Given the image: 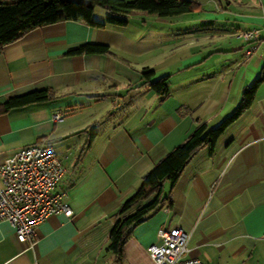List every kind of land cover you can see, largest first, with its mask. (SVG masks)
Returning <instances> with one entry per match:
<instances>
[{
	"label": "crops",
	"instance_id": "0c3cea01",
	"mask_svg": "<svg viewBox=\"0 0 264 264\" xmlns=\"http://www.w3.org/2000/svg\"><path fill=\"white\" fill-rule=\"evenodd\" d=\"M189 1L198 6L194 12L172 18L135 12L125 26L107 23L108 12L95 8L94 19L104 27L59 21L4 46L0 105L35 90L48 89L53 99L0 113V163L24 147L51 142L66 167L57 190L73 213L42 222L33 248L1 221L0 264H89L145 174L198 125L213 127L232 113L257 80L252 106L214 151L200 148L175 183L164 182L163 202L132 231L123 262L155 264L148 247L159 243L157 231L181 227L189 235L187 257L264 264V35L230 53L194 50L213 38L220 43L240 30L260 29L264 0ZM224 18L227 30L219 27ZM162 37L169 43L157 50ZM86 43L107 45L110 52L67 53ZM173 57L185 70L178 79L166 65ZM145 68L155 70L154 80L169 77L166 97L141 86ZM56 113L62 121L54 120Z\"/></svg>",
	"mask_w": 264,
	"mask_h": 264
},
{
	"label": "trees",
	"instance_id": "16d2710c",
	"mask_svg": "<svg viewBox=\"0 0 264 264\" xmlns=\"http://www.w3.org/2000/svg\"><path fill=\"white\" fill-rule=\"evenodd\" d=\"M101 7L108 12L106 22L118 26L128 23L127 16L145 12L161 18H172L194 12L198 6L189 0H0V53L4 46L20 39L28 31L66 20H82L90 26L104 27L94 19V10ZM110 47L104 44L86 43L70 49L69 55L104 54ZM156 72L145 68L142 71V85L148 86L161 97L169 93V77L155 79ZM259 80L244 90L241 102L232 113L217 125H198L187 139L169 152L142 179L136 193L122 205L119 218L109 233L108 246L118 262H123L125 245L132 231L144 223L150 212L157 209L164 200L165 181L175 183L192 156L202 147L213 152L223 133L234 124L256 97ZM53 99L48 90H35L24 95L9 97L0 105V113L36 102ZM153 199L147 201L150 197Z\"/></svg>",
	"mask_w": 264,
	"mask_h": 264
},
{
	"label": "built area",
	"instance_id": "2783aa9c",
	"mask_svg": "<svg viewBox=\"0 0 264 264\" xmlns=\"http://www.w3.org/2000/svg\"><path fill=\"white\" fill-rule=\"evenodd\" d=\"M260 35L258 28L238 34L245 42L254 41ZM53 118L63 120L60 113ZM65 173L66 167L51 142L24 147L0 163V222H8L17 239L28 248L35 247L37 228L50 216H72L65 194L57 190ZM157 236L159 243L148 247L155 264H204L198 258L187 257L189 235L181 227L160 228Z\"/></svg>",
	"mask_w": 264,
	"mask_h": 264
},
{
	"label": "rangeland",
	"instance_id": "374dc122",
	"mask_svg": "<svg viewBox=\"0 0 264 264\" xmlns=\"http://www.w3.org/2000/svg\"><path fill=\"white\" fill-rule=\"evenodd\" d=\"M221 1L224 2L223 0H221ZM96 8H100L101 9V7H96ZM261 11H260V13H261ZM141 13H142V11L137 12V14H141ZM144 14H146V13H144ZM226 18H227V16H226ZM226 18H224V20H222L221 23H220V25H219V27H220L221 30H223V29L227 30L228 27H230L229 26L230 24H229L228 21H226ZM138 19H139V15L137 17V20ZM147 28H145V31H147ZM260 29H261V34L263 33V35H264V25H262V27L260 26ZM241 31H243V30L238 31L235 35H233V37H231L230 39L229 38L228 39H224L220 43H219V40H216V39L213 38L208 43H206L204 45V48L199 47V48H194V50L200 49V50H204L205 52H208L210 50H216V49L221 48L222 50H225V52H229L230 53V52H232V47L234 45H241L243 43L244 44L246 43L241 37L238 36V34ZM159 33L160 32L158 31V34ZM257 40H259V38L256 39V40H254V41H251V42H256ZM159 43H160V45L158 44L159 47H158L157 50H160L164 46L163 45L164 43L166 44L165 46H167L168 45L167 43H169V42H166L165 37H162V38H159ZM172 45H174L173 42H171V46ZM178 45L179 44H175V46H178ZM182 47L183 46H180L177 49H181ZM246 48L247 47H245L244 50ZM253 48L254 47H252L251 49H253ZM251 51H253V50H251ZM254 56L256 58L259 55L257 53L256 54L254 53ZM159 57L162 58L164 61H166L165 56H159ZM174 61H176L174 57L173 58H168L166 65L169 66V67H171V68L173 67L174 77L178 79L182 74H184L185 70H184V72H182V70H180V68L177 65L174 64ZM211 62L212 61H210L209 63H211ZM227 66H228V64L227 65L225 64V67H227ZM132 234H134V233H132ZM107 245H108V240H106L105 242H103V244L101 245V247H99L97 250H93L92 252L89 251V253L91 252L90 256L88 255L89 256V260H88L89 264H145V262L142 261V259H136L135 261H132L131 259L130 260L129 259H126L124 262H118L116 260L115 255L112 254L109 250H107Z\"/></svg>",
	"mask_w": 264,
	"mask_h": 264
}]
</instances>
